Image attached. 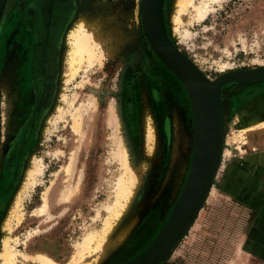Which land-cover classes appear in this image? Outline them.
<instances>
[{"label":"rangeland","instance_id":"1","mask_svg":"<svg viewBox=\"0 0 264 264\" xmlns=\"http://www.w3.org/2000/svg\"><path fill=\"white\" fill-rule=\"evenodd\" d=\"M175 1L163 3L168 37L208 81L229 72L264 68V0L209 1L201 18L189 6L174 27ZM140 3L4 1L0 223L11 207L15 209L10 244L18 253L44 248L65 263L84 233L104 225L109 215L106 207L116 200L115 183L124 171L118 149H126L138 186L127 208H119L113 216L104 247L77 264H124L136 257L160 231L181 193L192 159V105L184 84L148 43ZM84 10L95 23L89 32L97 38L96 57L90 64L84 59L77 74L64 81L69 72L67 31ZM56 15L61 17L59 29L45 46ZM34 23L44 32L28 42L24 34ZM45 47L51 51L49 63L44 59ZM220 102L223 141L209 193L184 236L159 264H172L175 248L193 234L195 223L204 220V212L212 207L215 216L224 211L226 218H235L234 200L222 193L252 206L251 227L242 241V264H264V78L225 82ZM74 117L80 118L78 134L71 128ZM145 123L152 129L149 138L144 134ZM242 128L248 129L249 138L236 149L233 140ZM30 161L41 164L32 183L25 171ZM66 164L71 165L68 173L63 168ZM46 190L51 192L48 207L37 210ZM240 244L229 264L238 263ZM18 259V264H38Z\"/></svg>","mask_w":264,"mask_h":264},{"label":"water","instance_id":"2","mask_svg":"<svg viewBox=\"0 0 264 264\" xmlns=\"http://www.w3.org/2000/svg\"><path fill=\"white\" fill-rule=\"evenodd\" d=\"M4 1L0 0V16ZM163 3L164 0H141L142 27L159 59L186 86L194 119L192 159L179 199L166 222L149 245L124 264H157L167 258L184 236L203 206L200 205L201 199L203 195L206 196L220 162L224 125L221 85L227 81L249 82L264 78V68H260L229 72L213 82L208 81L198 67L170 41L164 24ZM189 198V207L180 214Z\"/></svg>","mask_w":264,"mask_h":264},{"label":"bare ground","instance_id":"3","mask_svg":"<svg viewBox=\"0 0 264 264\" xmlns=\"http://www.w3.org/2000/svg\"><path fill=\"white\" fill-rule=\"evenodd\" d=\"M193 1L194 0H176L175 1V7H174L175 11H174V15L172 18L174 27H176L180 21L179 19L180 13L183 12L185 9H187L189 6H191L192 9L195 11L197 18H201L205 15L208 9V6H209L208 2L217 1V0H202L201 2L198 3V5H195ZM94 24L95 23L92 22L91 19L89 18L88 13L84 10V11H81V13H79L78 19H76L74 23L71 24V27L68 28L67 42L69 45V49H68V65H69L68 71L69 72L66 75H64L62 80L68 81L72 79L77 74V71L80 68V65L82 64L84 59L87 60L90 64L91 60L94 57H96L95 48L97 45V38H95L89 32V30L93 28ZM56 106L58 109L60 108V104ZM58 111H60V109ZM222 121L224 123V116H223ZM256 127L255 125L251 126L252 129H256ZM71 128H72V132H74L75 134L79 133L80 118L74 117ZM143 129H144V134L146 135L145 137L149 138L152 133L151 131L152 129L149 127V124L145 123ZM247 130L248 129L246 128L244 129L242 128L241 130H239L237 137L233 140L234 141L233 146L235 145L234 147L236 149H239L241 144H245L248 141L249 137L247 136ZM221 137H223L222 134H221ZM126 152L127 151L125 148H121V149H118V151H116V154L121 157V160H122L121 164L123 166L124 171L123 173L120 174V176L117 178V181L115 183L116 200L114 201L113 204H109L106 207L109 215L105 218L104 225L99 230H92V231L84 233L82 238L75 245L76 251L70 256L67 262L62 263L59 260L55 259V257L51 255L47 250H44V248L43 249L39 248L38 250L31 249V250H28L26 253H18L10 244V240H11L10 233H11V228H12L11 222H10L11 214L12 215L16 214L15 209H12L11 207L10 210H8L7 215L3 218V220L0 223V238H1L0 240L1 242L0 264H18L20 262L18 257H21L23 261L25 260L27 262H34L38 264H77L82 261V259L86 256V254H89L98 248L101 249V247L103 246V240L105 238V235L109 233L111 229L113 228V225H111V220L113 216L116 215L119 208H122V210L127 208L129 204V200H131L130 198L132 197V195H134L133 193H135L134 192L135 188H137L138 186V183H136V180L133 178L132 173H130L131 170L129 167V163L127 161ZM63 168L65 172L68 173V171L71 170L70 169L71 165L66 164L65 166H63ZM25 171H26V176H27L26 180L28 181V183H32V180L34 179V177L41 172V164L38 163L37 161H30ZM209 182H210V179L208 183ZM210 187L207 191V194L205 192L206 196L203 195L200 205L204 203L209 193ZM50 195H51V192L49 190H46L43 193L42 200H41L42 204L38 206L37 210H43L48 207V203L51 200ZM125 197L126 199L125 201H123V198ZM190 202L191 200L189 198V200L185 204V208L182 209L180 214L186 212V209L189 207ZM14 203L15 204L19 203V198L17 196L14 198ZM16 208H17V205H16ZM130 226L131 225H129L128 228H126L125 230L129 229ZM242 244L243 242H241L240 244V249L238 251L240 257L238 259L239 261L237 260L238 263L236 262V264L243 263L242 261L243 253L241 252ZM160 262L161 261H159L157 264H159Z\"/></svg>","mask_w":264,"mask_h":264},{"label":"crops","instance_id":"4","mask_svg":"<svg viewBox=\"0 0 264 264\" xmlns=\"http://www.w3.org/2000/svg\"><path fill=\"white\" fill-rule=\"evenodd\" d=\"M228 195L220 194L234 200L235 218H226L227 213L224 214V211H219L215 216L213 207L209 213L204 212V220L195 223L197 226L193 234L185 236L186 240H182L175 248L172 264H229L251 227L252 206L245 200L233 199Z\"/></svg>","mask_w":264,"mask_h":264},{"label":"flooded vegetation","instance_id":"5","mask_svg":"<svg viewBox=\"0 0 264 264\" xmlns=\"http://www.w3.org/2000/svg\"><path fill=\"white\" fill-rule=\"evenodd\" d=\"M63 5H61L60 7V14H62L61 12V9H62ZM54 20L52 21V24H51V28L50 30H48V34H49V37L45 38L44 39V44L45 46H47L48 42H49V39H53L55 37V33L56 31L59 29V25H60V16L57 17H53ZM35 22V21H34ZM44 31L42 30V27L38 24V23H34L31 25V28L24 34L25 36H29V41L28 42H32V40L34 38H36L39 34L43 33ZM51 32V33H50ZM48 39V40H47ZM50 48L48 47H45L44 49V55H45V61H47V63H49L50 61ZM41 97H42V100L44 101L46 99V91L43 90V93L41 94Z\"/></svg>","mask_w":264,"mask_h":264}]
</instances>
